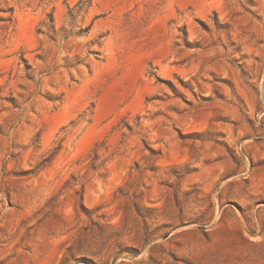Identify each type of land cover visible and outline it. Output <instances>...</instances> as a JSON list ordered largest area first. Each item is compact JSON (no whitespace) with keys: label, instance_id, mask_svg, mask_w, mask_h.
I'll list each match as a JSON object with an SVG mask.
<instances>
[{"label":"rangeland","instance_id":"1","mask_svg":"<svg viewBox=\"0 0 264 264\" xmlns=\"http://www.w3.org/2000/svg\"><path fill=\"white\" fill-rule=\"evenodd\" d=\"M85 3L0 0V264H264V0Z\"/></svg>","mask_w":264,"mask_h":264},{"label":"trees","instance_id":"2","mask_svg":"<svg viewBox=\"0 0 264 264\" xmlns=\"http://www.w3.org/2000/svg\"><path fill=\"white\" fill-rule=\"evenodd\" d=\"M91 2V0H86V3L84 4V6H86V4H89ZM84 6H82V7H84ZM49 19L52 21L53 20V16H52V14H50L49 16ZM74 19V18H73Z\"/></svg>","mask_w":264,"mask_h":264}]
</instances>
